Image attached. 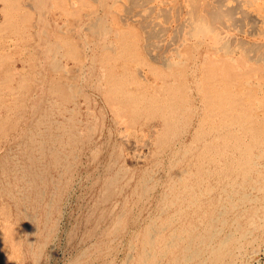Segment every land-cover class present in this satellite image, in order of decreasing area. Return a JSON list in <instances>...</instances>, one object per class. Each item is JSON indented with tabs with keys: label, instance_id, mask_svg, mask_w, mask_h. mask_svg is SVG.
<instances>
[{
	"label": "bare ground",
	"instance_id": "6f19581e",
	"mask_svg": "<svg viewBox=\"0 0 264 264\" xmlns=\"http://www.w3.org/2000/svg\"><path fill=\"white\" fill-rule=\"evenodd\" d=\"M0 2L1 149L13 138L0 154V264H40L76 159L100 162L102 146L100 196L84 219L91 241L108 220L97 257L131 230L133 264H205L201 253L218 261L253 240L264 217V0ZM140 147L169 170L162 183L125 164L147 158Z\"/></svg>",
	"mask_w": 264,
	"mask_h": 264
},
{
	"label": "rangeland",
	"instance_id": "374dc122",
	"mask_svg": "<svg viewBox=\"0 0 264 264\" xmlns=\"http://www.w3.org/2000/svg\"><path fill=\"white\" fill-rule=\"evenodd\" d=\"M1 7L2 4L0 2V8ZM68 107L69 109L73 108L72 104H69ZM55 114H56L55 119L56 118L61 120L64 119L63 117L58 116L59 110L58 113ZM109 124L110 123L108 120L105 121V123L103 124L104 128L102 127L103 130L102 134L100 131V134L98 135L100 137L97 136L98 138H96L98 143H102L105 140V137L107 138L106 134L108 133L109 128H111ZM6 143L12 144L13 138L11 137L5 138L4 142L2 143L3 144L2 149L0 147V154H3L5 151V147L7 148V146H9V145H4ZM132 143H135V141ZM102 148H103V152L98 158L100 162L97 161L95 162V160H93L88 154L80 155L76 159L77 162L76 167L73 168V172L70 175L71 180L69 186L64 194V198L62 199L61 203H59L58 205L59 212L57 215L54 214L51 215L50 217V219L54 221L55 226L51 235L48 236L46 247L40 256V260H39L40 264H133V259L135 258V254H136L135 253L136 231L135 233L132 230L125 231L122 235L115 237L114 239H111L110 242L111 249L102 253V255H100L99 257H97L93 249V245L97 242L101 230L104 227H108L109 225L108 220L96 224L97 235L95 236V238L92 239V241L90 239H87L84 235V231H86L87 229L86 223H84V219L85 216L90 212L91 205L94 203V200L96 198L99 199L100 193L98 191L99 186L97 182L102 177V174L105 173L103 171L102 164L104 165L105 162L108 160V158L105 157V146H102ZM137 152L140 155L147 154V158H143L142 161H139L137 166H132V164L130 163L136 162V158L132 157L131 155H128L127 154L128 152L126 151L125 152L126 156L127 155L128 156L126 158L125 164L126 165L129 164L128 166H130L132 169L148 167L149 168L148 171H150L152 183L154 182H155L154 184L162 183L166 179L169 170L164 168H161L160 170L157 168H153L152 159L150 158V153H148V149L146 147H140V149ZM162 156L163 157H161L160 159L164 160L165 159L164 157L166 156L164 155ZM60 174L64 175L65 173H60L59 171H53L52 175L56 179H59ZM130 176H134V178L129 181L134 182L138 174L137 173L134 175L129 174L128 176H126V178ZM131 191H132L131 187L129 186L126 188L123 187V189L119 191V196H122L126 192L127 195L129 194L131 195L132 194ZM51 196L53 199V195ZM112 206L113 204H109L108 206H105V209L106 208L110 209V207ZM258 206H260V204H258ZM143 208L145 212L147 211L148 212L145 213L143 211L141 212L139 211L138 213V211L135 210V213L138 215L134 222L135 228L136 227L138 228L139 226L147 222L149 219L148 213L152 207L149 209V206L146 203L145 206H143ZM100 210H102V208ZM227 219H230V217H227ZM263 221H264V217H262V219L259 220L258 228L253 230V235H252L253 240H251V242L248 243L241 240L239 242L240 244L238 243L237 247H234V251L232 252L231 256H227L218 261H214L207 254L201 253L202 254L201 259L205 262V264H264V222ZM226 231H228V229H226ZM219 233H221L219 237L224 236V233L222 232ZM213 242H215V239H213ZM239 247L240 249H238ZM200 248H202V246L196 243V246L193 249L195 251L192 250L189 252V254L191 255L200 252ZM189 260H190L189 262L181 261L179 264H196L197 262L196 259H192V260L189 259ZM162 264L165 263L163 262Z\"/></svg>",
	"mask_w": 264,
	"mask_h": 264
}]
</instances>
